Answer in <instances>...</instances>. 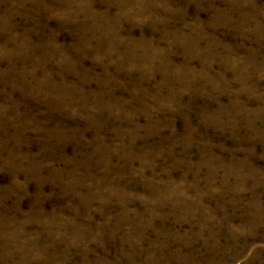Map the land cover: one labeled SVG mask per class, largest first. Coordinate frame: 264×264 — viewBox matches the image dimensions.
<instances>
[{
  "label": "rangeland",
  "instance_id": "374dc122",
  "mask_svg": "<svg viewBox=\"0 0 264 264\" xmlns=\"http://www.w3.org/2000/svg\"><path fill=\"white\" fill-rule=\"evenodd\" d=\"M0 264H264V0H0Z\"/></svg>",
  "mask_w": 264,
  "mask_h": 264
}]
</instances>
